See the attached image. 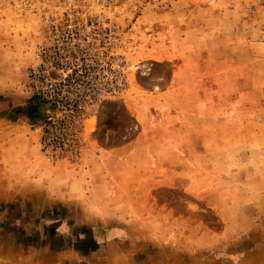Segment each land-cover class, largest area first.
<instances>
[{
	"label": "rangeland",
	"instance_id": "374dc122",
	"mask_svg": "<svg viewBox=\"0 0 264 264\" xmlns=\"http://www.w3.org/2000/svg\"><path fill=\"white\" fill-rule=\"evenodd\" d=\"M58 3L0 0V264H109L97 230L116 236L121 212L183 238L164 217L185 190L226 220L264 219L246 212L264 205L262 4L78 0L70 39L40 22ZM189 207V224L219 226Z\"/></svg>",
	"mask_w": 264,
	"mask_h": 264
},
{
	"label": "crops",
	"instance_id": "0c3cea01",
	"mask_svg": "<svg viewBox=\"0 0 264 264\" xmlns=\"http://www.w3.org/2000/svg\"><path fill=\"white\" fill-rule=\"evenodd\" d=\"M185 193H188L189 197L184 211L178 213L176 217L168 211L165 212L164 217L172 218L178 226L187 229L186 232L182 231V236L186 234L183 238L174 239L165 236V239L158 241V235L155 233L145 234L141 231L139 214L135 212L132 215L125 212L118 213V227L122 229L116 236L105 227H101V231L97 230L101 235L104 234L102 240L107 250L114 246L117 248L115 253H110L113 255L109 264H174L175 259L180 260V264H264V219L250 214L243 223L232 218L226 220L221 214L222 203L214 199L213 204L207 205L206 210L218 216L219 226L215 227V220L211 225L201 219L194 222L192 220L189 224V218L193 214L189 206L194 204L197 210L206 211L197 201L211 200L206 195L200 199L197 194L186 190ZM43 194L49 195L45 192ZM261 210H264V205L251 204L246 212L256 213ZM104 219L106 218H103V221ZM222 222L223 225L220 226ZM85 224L93 228L94 223L91 221ZM151 246L153 249L156 246L160 250L147 252L146 249Z\"/></svg>",
	"mask_w": 264,
	"mask_h": 264
},
{
	"label": "built area",
	"instance_id": "2783aa9c",
	"mask_svg": "<svg viewBox=\"0 0 264 264\" xmlns=\"http://www.w3.org/2000/svg\"><path fill=\"white\" fill-rule=\"evenodd\" d=\"M102 3L107 4L113 0H100ZM78 0H59V15H53L42 11L39 15L41 24L52 34H57L63 31L67 38L72 39L74 35L80 33L82 24V9L77 4ZM264 7V0H258ZM251 11V8L249 9ZM62 22V25H59Z\"/></svg>",
	"mask_w": 264,
	"mask_h": 264
},
{
	"label": "trees",
	"instance_id": "16d2710c",
	"mask_svg": "<svg viewBox=\"0 0 264 264\" xmlns=\"http://www.w3.org/2000/svg\"><path fill=\"white\" fill-rule=\"evenodd\" d=\"M28 102L29 103H38L39 105H41V103H46L42 97H38V96L32 97Z\"/></svg>",
	"mask_w": 264,
	"mask_h": 264
}]
</instances>
